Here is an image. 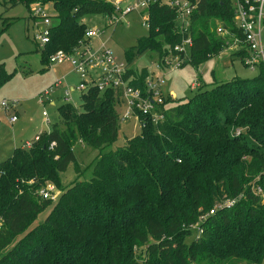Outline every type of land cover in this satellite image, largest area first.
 <instances>
[{"label":"trees","instance_id":"1","mask_svg":"<svg viewBox=\"0 0 264 264\" xmlns=\"http://www.w3.org/2000/svg\"><path fill=\"white\" fill-rule=\"evenodd\" d=\"M10 1L28 13L31 3L47 6L50 36L38 48L45 68L49 54L86 41L87 16L114 13L107 0ZM148 12V34L125 51L132 85L142 90L148 72L132 67L134 58L146 51L162 58L181 38L169 5L157 2ZM233 17L230 0H200L184 65L225 48L216 28L232 31ZM256 69L253 78L213 82L189 98L166 95L163 120L141 116L139 133L114 148L120 123L112 91L92 88L78 108L59 104L50 130L0 161V264H264V195L253 191L259 186L264 194V65ZM8 78L0 72V85ZM245 133L257 145L245 143ZM78 140L98 150L91 176L62 187L70 164L81 173ZM46 182L61 189L57 200L38 194ZM223 196L233 204L209 215L202 234L186 242L189 224Z\"/></svg>","mask_w":264,"mask_h":264},{"label":"built area","instance_id":"2","mask_svg":"<svg viewBox=\"0 0 264 264\" xmlns=\"http://www.w3.org/2000/svg\"><path fill=\"white\" fill-rule=\"evenodd\" d=\"M114 5V13L104 15L105 24L115 27L121 23L125 17L136 12L141 18V24L149 28L148 8L151 4L162 2L171 7L174 12V22L176 31L181 35L180 41L167 48V52L162 58L156 56L152 63L151 71L144 79L145 90L132 85L135 79L128 73L130 66L126 61L118 60L111 48L102 38L104 27L91 26L85 29L84 38L86 41L74 48L71 52L62 49L49 54L47 59L48 68L67 62L71 71L74 72L78 81L75 85L67 87L61 97V102L71 101V92L76 91L79 96L95 88L99 92L112 91L115 98L118 121L127 122L135 119L134 127L140 129L145 125L141 116L154 124L163 120V112L160 104L166 96L165 73L172 72L181 67L190 56L192 37L189 31L191 15L197 9L200 0H107ZM234 11V29L232 31L218 25L216 32L227 37L226 44L233 45L232 54L239 50H244L241 61L251 69H256L258 63L264 65V0H230ZM125 2L124 5L121 3ZM29 13L33 19L35 27L33 39L38 48H44L49 40L51 20L47 6L35 2L30 4ZM85 22V19H84ZM86 23V22H85ZM62 84V78L56 79L48 87L37 94V98L42 105H55L53 94L55 89ZM197 83L191 84V88ZM18 104L16 99L3 98L0 100V112L3 113L10 123L17 120V115L10 114ZM42 115L46 122L49 121L48 112L42 110ZM2 119L0 117V123ZM239 130V129H237ZM240 131V130H239ZM238 133V132H236ZM37 138V136H36ZM53 143H51L52 145ZM50 145V146H51ZM29 147L30 144L26 143ZM254 193L263 196L261 187L256 186ZM38 194L44 199L57 200L60 191L52 182H46L38 190ZM234 199L223 196L206 213L200 214L198 219L189 224L188 228L198 237L203 232V222L209 215L215 213L219 208L229 207ZM1 226V219H0Z\"/></svg>","mask_w":264,"mask_h":264},{"label":"rangeland","instance_id":"3","mask_svg":"<svg viewBox=\"0 0 264 264\" xmlns=\"http://www.w3.org/2000/svg\"><path fill=\"white\" fill-rule=\"evenodd\" d=\"M124 4L125 2L121 3V5ZM28 17L31 15L23 2L14 4L10 0H0V72L9 76L1 84L0 99L2 97L16 99L17 107L22 113L17 122L14 124L4 122L0 128V161L9 157L13 149L20 146L25 140H31L41 121L44 129L51 128L58 121L57 107L61 104L60 98L67 87L75 85L78 81V77L73 73L63 79L62 75L70 71L67 62L44 68L41 51L33 39L35 27L27 21ZM85 22L88 27H104L102 38L106 40V44L111 48L114 56L122 61H126L125 51L133 47L139 37L148 34V29L141 24V18L136 12L128 14L115 27L107 26L101 15L87 16ZM233 47V45L227 44L217 55L199 65L183 64L172 72L165 73L166 95L174 98H189L199 89L209 88L213 82L225 81L234 76L242 78L256 76L257 69H251L244 65L238 53L233 54V57L230 56ZM156 56L155 53L146 51L136 56L131 66L136 68L139 73H144L145 69L149 72ZM60 78H62V84L55 89L53 95L55 105H42L37 98L38 92ZM194 82L197 85L191 88V84ZM64 85L65 89L62 88ZM70 103L77 108L80 106L81 101L76 91L71 92ZM43 109L48 112L49 122H46L42 116ZM134 124L135 119L133 118L127 122H120L118 137L112 144V148L123 145L127 138L139 133V127H134ZM229 129L238 133L245 130L242 128L239 131L233 125ZM244 142L256 144L246 133ZM28 143L31 144V141ZM74 152L81 173L76 174L70 164L66 171L60 175L62 187L69 185L75 179H89L92 163L98 150L83 145L78 140L74 143ZM57 189L61 190L58 187ZM48 209L41 212L37 220H41L47 214ZM194 237L192 232L187 235L185 240L190 242Z\"/></svg>","mask_w":264,"mask_h":264},{"label":"crops","instance_id":"4","mask_svg":"<svg viewBox=\"0 0 264 264\" xmlns=\"http://www.w3.org/2000/svg\"><path fill=\"white\" fill-rule=\"evenodd\" d=\"M27 21L28 22H30L31 24H33V19L31 18V17H28V19H27ZM233 54L232 53H230V56L231 57H233L232 56ZM63 64V63H62ZM59 65H61V64H59ZM70 66V65H69ZM45 68V67H44ZM43 68V69H44ZM70 71H71V67H70ZM70 71H68L67 72V74H65V75H62V77H63V79H65V77H67V75L68 74H70V73H73V74H75L74 72H70ZM75 76H77L76 74H75ZM66 84H68L67 82H66ZM68 85H70V84H68ZM67 85V86H68ZM72 86V85H71ZM64 87V89L66 88V86L64 85V86H62V88ZM167 87V86H166ZM0 89H1V85H0ZM54 95V94H53ZM62 97V96H61ZM3 98H6V97H2L1 99H3ZM79 98H80V96H79ZM0 99V100H1ZM54 99V98H53ZM61 99V98H60ZM55 101V100H54ZM62 103V102H61ZM18 105V104H17ZM16 114L17 115V120L15 121V122H17L18 120H19V118H20V116L22 115V113H21V111L18 109V107L16 106V108L14 109V110H12V111H10V114ZM3 113H1L0 112V117H1V119H2V121H1V123H0V128H1V126H2V124L4 123V122H6V123H8L9 121H8V119H7V117L4 115H2ZM43 116V115H42ZM49 117V116H48ZM15 122H13V124L15 123ZM49 122V121H48ZM10 123V122H9ZM40 126H39V128H38V130H37V132H35L34 133V135H33V138L31 139V140H25V142L24 143H22L20 146H25V144L26 143H28L29 141H32L34 138H35V136L37 135V134H39L40 132H42V131H48V130H50V128H47V129H44L43 128V122L41 121L40 122V124H39Z\"/></svg>","mask_w":264,"mask_h":264}]
</instances>
